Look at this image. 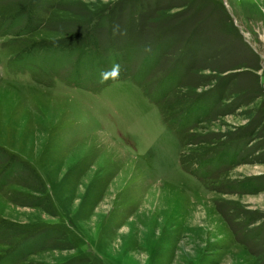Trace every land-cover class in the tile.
I'll return each mask as SVG.
<instances>
[{
  "label": "rangeland",
  "instance_id": "obj_1",
  "mask_svg": "<svg viewBox=\"0 0 264 264\" xmlns=\"http://www.w3.org/2000/svg\"><path fill=\"white\" fill-rule=\"evenodd\" d=\"M1 255L264 264V0H0Z\"/></svg>",
  "mask_w": 264,
  "mask_h": 264
},
{
  "label": "trees",
  "instance_id": "obj_2",
  "mask_svg": "<svg viewBox=\"0 0 264 264\" xmlns=\"http://www.w3.org/2000/svg\"><path fill=\"white\" fill-rule=\"evenodd\" d=\"M104 18H105V17H104ZM104 18H103V19H104ZM102 22H105V20H103ZM102 22H101V23H102ZM31 242H32V239L27 240V245H30L29 243H31Z\"/></svg>",
  "mask_w": 264,
  "mask_h": 264
},
{
  "label": "clouds",
  "instance_id": "obj_3",
  "mask_svg": "<svg viewBox=\"0 0 264 264\" xmlns=\"http://www.w3.org/2000/svg\"><path fill=\"white\" fill-rule=\"evenodd\" d=\"M114 68H118V66H114Z\"/></svg>",
  "mask_w": 264,
  "mask_h": 264
},
{
  "label": "bare ground",
  "instance_id": "obj_4",
  "mask_svg": "<svg viewBox=\"0 0 264 264\" xmlns=\"http://www.w3.org/2000/svg\"><path fill=\"white\" fill-rule=\"evenodd\" d=\"M121 151V150H120ZM112 161H113V159H112Z\"/></svg>",
  "mask_w": 264,
  "mask_h": 264
}]
</instances>
